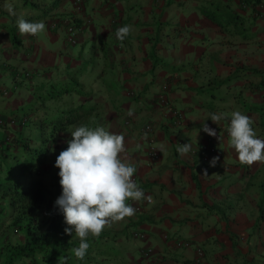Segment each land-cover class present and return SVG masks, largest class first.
Returning a JSON list of instances; mask_svg holds the SVG:
<instances>
[{"label": "crops", "instance_id": "0c3cea01", "mask_svg": "<svg viewBox=\"0 0 264 264\" xmlns=\"http://www.w3.org/2000/svg\"><path fill=\"white\" fill-rule=\"evenodd\" d=\"M217 6L242 16L244 25L223 30L209 17ZM21 17L43 21L45 29L21 35ZM68 24L79 28L74 45ZM125 25L132 31L121 41L116 30ZM253 71H264V1L251 8L238 0H0V120H28L40 91L58 87L85 93L76 106H98L99 126L124 135L121 156L135 164L133 179L152 198L126 201L134 215L101 233L123 235L108 242L113 250L133 242L131 252L120 250L130 264H264V162L241 164L228 133L238 110L264 139V88ZM212 113L224 118L216 123ZM204 124L217 135L204 132ZM1 133L27 136L16 124ZM184 143L192 147L181 155ZM0 240L17 243L2 233ZM147 249L153 252L144 256Z\"/></svg>", "mask_w": 264, "mask_h": 264}, {"label": "trees", "instance_id": "16d2710c", "mask_svg": "<svg viewBox=\"0 0 264 264\" xmlns=\"http://www.w3.org/2000/svg\"><path fill=\"white\" fill-rule=\"evenodd\" d=\"M238 1L254 8L264 0ZM209 17L223 30L233 26L237 31L244 25L242 16L231 14L229 8L217 6ZM161 32L166 36L171 34L164 25ZM253 73L262 78L261 88H264V71ZM84 95L68 86L45 93L40 91L35 104L27 110V116L31 117L23 130L30 135L28 140L23 142L26 138L13 137L12 143L6 146L8 136L0 134V229L9 222L11 229L22 236L15 244L0 240V264H130L120 250H113L108 244L116 242L122 234L89 235L86 238L89 243L87 254L78 259L73 249L79 246V238L65 232L68 226L55 206L62 193L60 177L58 173L53 177L51 187L45 180L48 160L56 155L62 140L71 139L69 131L82 124L91 128L99 126L98 106H76ZM212 95L222 96L213 92ZM66 97H70L68 102ZM77 97L79 101L75 99ZM233 97L242 107L250 108L242 95L233 93L230 98ZM207 108L218 110L213 104ZM262 193L259 207L264 215V187Z\"/></svg>", "mask_w": 264, "mask_h": 264}, {"label": "clouds", "instance_id": "9594fccd", "mask_svg": "<svg viewBox=\"0 0 264 264\" xmlns=\"http://www.w3.org/2000/svg\"><path fill=\"white\" fill-rule=\"evenodd\" d=\"M6 7L13 12L11 4ZM17 27L21 35H36L45 29V23L30 22L21 17L17 20ZM131 31L130 25L122 26L116 30V37L123 41ZM223 118L224 113L210 115L216 123ZM252 124L248 115L237 110L231 113L228 127L230 147L240 163L249 166L264 162V139L256 135ZM203 131L213 137L217 135L216 130L207 124H204ZM69 132L68 146L55 161L62 186L55 206L68 226L65 232L79 238V246L73 252L78 259H83L89 248L86 239L89 235L98 237L105 226L134 215L135 208L126 201H151L152 198L146 196L133 179L137 171L135 164L121 156L125 151L123 134L111 132L103 126L91 128L83 124ZM191 147V144L184 143L177 147V151L184 155ZM163 150L162 146L160 151ZM215 163L216 158H213L212 164Z\"/></svg>", "mask_w": 264, "mask_h": 264}, {"label": "built area", "instance_id": "2783aa9c", "mask_svg": "<svg viewBox=\"0 0 264 264\" xmlns=\"http://www.w3.org/2000/svg\"><path fill=\"white\" fill-rule=\"evenodd\" d=\"M66 30H67V34H68V42L70 44H73V45L76 44L78 42L77 37H78L79 28L75 27L73 24H68ZM173 115H175L176 117L180 116L175 111H173ZM27 122H28V120L24 119V118L21 119V120H16V121L13 120L10 123H7L4 120H0V126H6V125H9V124L10 125H15L16 124L17 126H21L23 128L24 125ZM152 130H153L152 126L147 125L145 127V131H146L145 133H151ZM7 136L8 137L6 139V146L10 145L12 143V141L14 140L12 136H10V135H7ZM150 154H151V157H153V159H155V160H158L160 158L159 152H158L157 147L155 145H151ZM135 182H136V180H135ZM148 203H151V201H148ZM134 237L137 238V239H140V240H145L146 239L145 234H143L141 232L135 233ZM185 246L188 247L189 243H186ZM152 252H153L152 249H147V250L143 251V254H144V256H149V255L152 254ZM198 256H199L200 259L204 257V252L201 249L198 250Z\"/></svg>", "mask_w": 264, "mask_h": 264}, {"label": "rangeland", "instance_id": "374dc122", "mask_svg": "<svg viewBox=\"0 0 264 264\" xmlns=\"http://www.w3.org/2000/svg\"><path fill=\"white\" fill-rule=\"evenodd\" d=\"M9 135L12 136V137H14V138H16V139L18 138V137H16V134L15 135L14 134L13 135L12 134H9ZM29 137H30V135L27 134V136L25 137L26 139H24L23 142H26ZM66 140H67V138H65V140H62L61 142L63 144H65L64 142ZM63 144H62V146H63ZM56 158H57L56 155H53V156L50 157V159L48 160V164L46 166V170H45V180H46V183L48 184L49 187L52 186V182L54 181L53 177L59 172V169L57 167H55ZM9 224H10L9 222L4 223L3 224V227H1V229H0V233H2L3 238H5L6 240H9V241H12V242H15L13 240H16V242L22 240V236L21 235H18L17 233H15L14 232L15 229H11V227H10ZM5 234H7V235H5ZM9 235H10L11 238H14V239L12 240L9 237ZM134 240H136V239H134ZM132 243L133 242L131 240L130 241L129 240H123V241H121L120 243L117 244V247L121 251H125V250L127 251V248H128V250H130V252H131V250H133V248H135V245L132 244ZM139 249L141 250V247H139Z\"/></svg>", "mask_w": 264, "mask_h": 264}]
</instances>
